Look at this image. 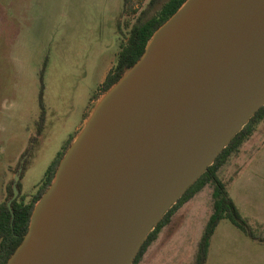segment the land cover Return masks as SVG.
<instances>
[{
  "label": "water",
  "instance_id": "1",
  "mask_svg": "<svg viewBox=\"0 0 264 264\" xmlns=\"http://www.w3.org/2000/svg\"><path fill=\"white\" fill-rule=\"evenodd\" d=\"M262 106L264 0H187L99 99L6 264H132Z\"/></svg>",
  "mask_w": 264,
  "mask_h": 264
},
{
  "label": "rangeland",
  "instance_id": "2",
  "mask_svg": "<svg viewBox=\"0 0 264 264\" xmlns=\"http://www.w3.org/2000/svg\"><path fill=\"white\" fill-rule=\"evenodd\" d=\"M150 1L0 0V202L10 199L7 186L14 189L16 180L27 201L37 191L51 162L102 97L94 99L130 28L167 0ZM219 176L263 240H252L223 219L206 264H264V120ZM211 211L208 185L174 213L139 264H194Z\"/></svg>",
  "mask_w": 264,
  "mask_h": 264
},
{
  "label": "trees",
  "instance_id": "3",
  "mask_svg": "<svg viewBox=\"0 0 264 264\" xmlns=\"http://www.w3.org/2000/svg\"><path fill=\"white\" fill-rule=\"evenodd\" d=\"M186 1L187 0H167L161 5V8L156 14L145 18L142 13L137 18L135 24L130 28L127 39L121 44L115 66L109 70L104 81L99 85L94 99H98L101 95L106 93L120 80L125 72L139 60L154 32ZM157 2H159V0H151L149 5H154ZM41 106L43 108L42 101ZM44 120L45 111L43 109L39 118L38 134L43 128ZM262 120H264V106L251 117L249 122L233 137L231 142L218 155L213 164L207 168L196 182L188 188L185 194L166 212L148 235L132 264L140 263L148 247L158 238L162 228L170 223L174 213L208 185L212 187V211L200 238L194 264L207 263L213 235L223 219H229L233 225L242 230L252 240H263L255 233L254 228L241 214L238 206L229 194L226 182L219 176L220 169L228 162L232 155L239 152L241 146L253 135L256 126ZM73 139L74 136L66 141L62 150L51 162L37 191L31 196L29 201H27L26 196L21 193L22 185L18 180L14 182L19 191L18 195L12 200L9 206L8 202L14 196V189L11 185L7 186L8 197L10 199L0 202V264H6L22 242L24 235L28 231L35 205L50 187L59 164ZM26 152L23 155H25ZM23 171L24 165L22 164L20 179L23 175Z\"/></svg>",
  "mask_w": 264,
  "mask_h": 264
},
{
  "label": "crops",
  "instance_id": "4",
  "mask_svg": "<svg viewBox=\"0 0 264 264\" xmlns=\"http://www.w3.org/2000/svg\"><path fill=\"white\" fill-rule=\"evenodd\" d=\"M113 65H114V64H113ZM113 65H111L110 69L113 67ZM110 69H109V70H110ZM108 72H109V71H108ZM106 75H107V74H106ZM105 77H106V76H105ZM104 79H105V78H104ZM103 81H104V80H103ZM103 81H102V82H103ZM102 82H101V83H102ZM101 83H100V84H101ZM92 101H94V100H92ZM92 101H91V102H92ZM86 116L88 117V115H87V114H85V117H84V123H85V121H86V119H87V117H86Z\"/></svg>",
  "mask_w": 264,
  "mask_h": 264
}]
</instances>
